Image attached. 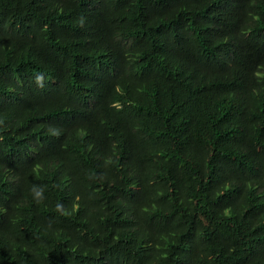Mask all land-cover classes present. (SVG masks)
<instances>
[{"label":"trees","instance_id":"obj_1","mask_svg":"<svg viewBox=\"0 0 264 264\" xmlns=\"http://www.w3.org/2000/svg\"><path fill=\"white\" fill-rule=\"evenodd\" d=\"M0 264H264V0H0Z\"/></svg>","mask_w":264,"mask_h":264}]
</instances>
